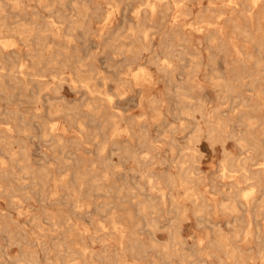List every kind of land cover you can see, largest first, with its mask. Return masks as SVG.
Wrapping results in <instances>:
<instances>
[{"label":"rangeland","instance_id":"obj_1","mask_svg":"<svg viewBox=\"0 0 264 264\" xmlns=\"http://www.w3.org/2000/svg\"><path fill=\"white\" fill-rule=\"evenodd\" d=\"M22 1L23 11L12 6L6 7L7 12L12 17L10 22H12L13 27L22 24L20 21L23 23H30L36 17H38L39 20L41 19L40 21L56 20L57 23H55V26L60 29L59 32L62 37L58 39L55 38L51 32H47L48 47L41 49L36 43L27 46L21 39L19 33L12 32L3 35V40L10 42V46L8 49H5V52L19 51L20 56H11L6 59V62H0V71L2 73L6 72L12 68V63H14L15 65H13V68H15L16 72L18 71L19 74L21 72V64H23L28 70H39V74H41L40 79L46 82V86L41 93H39L38 84L34 82L29 83L27 87L22 86L16 89L12 86L13 83H8L7 90L13 96L7 99L0 94V113H6L9 117L12 116L9 122L16 130V137H18L17 124L21 125V120L23 121V119L27 122V127L30 132L38 137L29 138L25 134H21L20 136L23 141L21 143L14 142L11 145V154L16 153L15 157L21 160L20 149L22 145H25L29 149L30 163L33 164L34 168L39 169L42 165L48 168L49 173L52 175V180H50L46 188L51 198H58L60 192L62 194L64 191L56 188L54 180L70 177L73 169H61V160L55 157L56 155L58 156V153L54 154L42 138L43 132L40 124V122L43 123L46 120L48 125L51 122H56L58 128L56 132L64 136L67 150L69 151V158L73 156L84 158L88 165L91 161H95L96 166L94 167L98 168L96 171L97 174H103L109 171L112 175V179L116 180L118 184L127 182L129 186L135 188L134 194L129 196L124 203H119L120 200H118L116 204L97 205L98 203L104 202L106 197L102 194L95 195L92 198L91 205H83L84 212H87V214L81 217V213H74V205L66 203L54 204L49 201H46L44 204L34 193H32V198L23 196V188L19 185L21 182L25 184L31 183V178L24 174V171H22L18 164L13 163L9 154L0 153L6 165L10 166V170L17 173L18 178L24 176L23 179H17L16 176L3 183L9 190H16L12 198L9 194H0V222L2 224L7 223L8 229L14 232L21 231L22 236L24 234L22 230L28 232L26 240L23 239L24 237L21 238L19 236L23 242V249L36 251L39 264H96L90 259L89 252L86 254L85 259L84 257L71 256L64 261L60 256L61 254L58 253V250L53 247L54 243L63 240V235L57 233V227L52 225V220L46 219L47 215H55L59 220H62V218L67 215L74 216L75 214L73 220L77 223V229L81 231L88 230V232L83 236L68 234V239L66 241H68L73 248H78L76 244L84 241L88 244L90 249L98 252L102 251L103 242L106 241L111 249V255L115 256L114 248H118L119 250L122 248V245H120V237L113 234L103 235L104 232H114V227L109 218L110 212L115 211L118 215H125L128 211H131L133 212L132 220L124 219L122 222L126 225L125 227L127 230L136 233L139 242L145 245L146 248L145 251L140 250V252L134 253L133 255L129 252H125L130 262H134V259H139L140 264H155L156 261L162 260H164L163 264H180V259L178 257L172 259L164 257L163 259V255H161L164 246L172 243L170 227L171 222L175 220L178 222L177 227L180 228L179 242L182 244L173 248L176 249L181 247L183 248V252L191 254V257H188L186 260L188 264H234V259L227 255L228 249L223 246L224 244L238 246L244 255L246 264H264L260 257V255L264 254L263 251L260 252L261 249H264V245L260 244L255 236H245L243 233L238 237L235 235L236 226H238L239 229L247 230L249 222L252 223L251 227L254 231L259 227L264 233V206L257 205L263 199L264 193V156L261 155V151L243 152L235 139H227L226 136L224 137L226 140L224 146L221 142L212 146L211 142L208 140L206 132L208 130V125L205 122L209 118L213 119V116L219 113L225 119L230 120L228 128H226L229 133L234 132L249 136L248 133L251 132L259 136L264 146V136L262 135L264 130V95L259 96L258 92L250 91L247 86H243L240 87L236 93H233L229 99H224V94L213 80V77L217 75H222L226 78L234 77V68L237 67L236 61L238 59L235 49L236 45L246 53H254L257 48L253 43L246 42L243 38L236 40V43L230 42V40L235 38V33L232 23L228 22L227 19L231 16L241 17L242 11L244 10L242 3H247V1L235 0L241 3V6L234 11L233 7L235 6V2L230 0H181L182 2L180 3L182 6H180V3L176 4V0H163L165 3L168 2L171 4V9L167 12L166 17L162 19L160 15H156L153 19L154 21L148 22L145 26L151 35L150 50L140 48L142 41L136 40V36H142L140 28L135 27V33H133L131 26L136 23V10L140 9V7L145 8L149 1L151 2L154 0H115L116 2L112 0H76L79 3L78 11L83 9L82 5L85 3L91 8L100 6L104 12H100L102 17L98 20L92 16L93 10H91L89 17L92 21V33L86 37L82 29L74 30L70 33V37L73 38L72 41H68L66 37L67 32H64L67 28L66 23L58 22L57 16H52L51 13L47 9L42 8L36 0ZM50 1L64 14L73 16L71 19L77 18V11L74 9L71 0H67L68 3L65 6L61 5L59 0ZM13 2L14 0H11V3ZM188 8L190 10H188ZM108 10L111 12L113 11L110 19L111 21L109 20L111 23L113 22V24L108 21L105 24L106 28H103V23H105L103 22V18L106 15L105 12ZM221 13L223 14L220 16ZM217 18H220V25H223L225 28L224 35L228 43L226 47H217V43L210 45L207 38L209 32L213 30V26H207L206 22L216 21ZM203 20L205 22H203ZM115 21L116 23H114ZM242 22L245 23L244 18ZM114 27L122 29L121 35L114 43L116 46H120L119 49H110L108 47L109 42L106 43L104 41V37H107V34L104 32ZM102 29L103 32H101ZM163 33L167 36L169 35L168 40L165 41V46L162 45ZM179 38H184L185 40H179ZM30 47L35 48L36 51L41 49V52L46 57L60 49L72 55V63L71 61L67 63L64 57L60 55L58 59L65 61L67 66H49L46 61L42 62L40 65H36V59L28 56L27 51ZM121 51L124 53H120ZM132 51L141 52V56L135 61L133 60ZM76 52L82 57V63L85 64V66L82 67L84 70H89L91 68L96 70L93 83L98 84V90L107 92L111 95L112 99L114 98L111 102L113 108L108 106L109 104L107 103L104 104L103 107H109L111 108L109 109L110 112L119 114L125 118V120H121L118 125L122 130L130 127L134 131L132 137H129L126 132H121L123 134L117 136V140L121 142L127 141L132 145L138 146V143L141 141L138 136L139 133H141V130L147 129L149 137L151 136V141L158 147L153 153L154 158L152 157L153 155L147 156L145 160L148 163L145 166L140 167L136 160L129 156L124 155V157L121 158V156L116 154L120 153L119 151L113 154V166L108 171L103 165L99 164L101 161L100 154L104 157L109 156L110 152L107 150L101 153L98 150V142L107 139V141L111 143L115 137L113 138V129L109 124L105 130V137L103 135L99 137H89V133L94 131L98 121H90L84 113L88 112L90 109L89 103L93 100L95 101L99 94L90 93L88 89L77 81L75 64H73V62L76 61L74 55ZM126 52L128 53L126 54ZM154 53H156L157 61L152 60L155 56ZM142 57L145 58L143 59ZM167 58L171 59L174 65L178 67V70H175L171 75L174 77V85L183 83L186 85L187 83L196 85L191 92L189 101L196 104L198 99L205 101L203 109L207 116L205 119L202 118L199 112L195 113V118L197 120L185 118L178 114L183 107L182 97L177 95L175 89H173V85L169 84V81H167V74L160 71L157 66V62L161 64ZM247 60H249V66L246 73V80H249L248 76L253 71L249 70V68L253 69V63L249 58H247ZM197 63H199L200 66L197 68V71H194ZM143 65L148 72L146 79L135 80L134 73ZM53 67L59 69L58 72H52L50 68ZM129 68L132 70L130 71L131 73L129 71L127 73L126 71L129 70ZM188 77L191 79L187 81ZM104 78H108V80H104ZM122 79L129 80L130 83L123 85V89L121 88V90L118 91L116 82ZM60 83L62 86L58 93L55 91V88L57 84ZM259 88L264 90V80L260 82ZM153 99L161 101L158 108L162 116L161 114L156 116V112L151 105V100ZM243 99H251V104L259 102L261 106L257 109H250V107L244 108L242 106ZM50 104L57 105V107L62 109V112L52 117L49 116ZM243 114L244 116L251 115L253 117H258L260 119V124L255 129L248 128L247 125L242 124L241 119ZM156 118L158 119L155 120ZM82 124L85 127L84 129H86L85 131L81 129ZM195 124L203 129L198 142L192 139V134L195 131ZM0 126H2V124H0ZM77 140H82L79 147L75 145ZM110 148L115 147L110 146ZM72 152L75 154L70 155ZM251 154L253 159L248 161V166L253 172L258 173L261 171L262 178L260 183L253 180H246L242 177L241 172L236 171V167L241 161L245 160ZM61 156L63 155L61 154L60 157ZM129 162L132 163L130 164ZM182 164L189 168L186 175L181 171ZM224 164L228 166L226 176H222ZM145 170H149L154 177L160 179L161 186L166 188V192L171 190L176 197L177 203H172L169 198L165 202H161L160 193L151 190L148 179L142 176L141 171L143 172ZM168 176H172L176 180V185L172 188L167 187L165 184ZM186 177L192 179V182L189 183L188 186L201 196L200 199L203 198L204 200V203L200 202L199 204L207 205V207H203L204 213L202 214V218L195 212L198 206H195V203L187 198L185 188L182 185ZM138 185L139 187H137ZM252 190L253 193L250 198L258 200L257 203L248 201L243 197L244 193ZM56 191H58L59 194H55ZM189 193H192L191 190H189ZM120 195L122 197L126 194ZM148 197H157L156 200L160 203V205H158L159 209H162L161 214L154 215L151 214L153 211L152 208H146V212L148 213L147 219L156 217L157 221H160L157 229L146 227L144 213L139 212L141 205L137 204L138 200H143ZM234 200L240 208L236 213L224 208V205L229 206ZM173 205H178L181 211H185V216L178 215L175 209H173ZM38 206L41 207L39 208ZM98 208L106 210L107 212L100 214ZM189 208L192 210L189 211ZM9 209L11 212H9ZM26 211L28 213H26ZM43 214L46 216H43ZM34 216H40L42 218V227L35 224L36 221L33 218ZM100 222H103L102 226ZM103 226H105V228ZM29 232L32 234L30 235ZM261 237L264 239V234H262ZM0 240L2 244L8 246L5 235L0 234ZM43 243H46L51 250L45 251L43 249ZM221 245L223 247H221ZM8 248L9 257L6 264H17L15 260L17 256L22 253V248L17 245L9 246ZM169 251L172 253L171 249H169ZM229 258L232 260H228ZM98 264L102 263L99 262Z\"/></svg>","mask_w":264,"mask_h":264},{"label":"bare ground","instance_id":"obj_2","mask_svg":"<svg viewBox=\"0 0 264 264\" xmlns=\"http://www.w3.org/2000/svg\"><path fill=\"white\" fill-rule=\"evenodd\" d=\"M36 1L38 2V4L42 8L47 9L51 13L52 16H54V15L57 16L58 22L67 24V28L64 30V32H67L66 37H67L68 41L73 40V38L70 37V33H72L74 30L82 29V31L86 37H88L92 33V31H93V29L91 28V22L92 21H91V18L89 17L91 10H93L92 16L98 20H100V18L102 17L100 12H104L100 8V6H95L94 8H91L88 4H85V3L82 5L83 9L78 11L79 3L76 0H71V3L73 4L74 9L77 11V13H76L77 18L71 19L73 16L64 14L60 9L56 8L55 4L52 3L50 0H36ZM112 1L116 2L115 0H112ZM230 1L235 2V6L233 7L234 11H236L238 9V7L241 6V3L236 2L235 0H230ZM246 1H247V3H242L243 9H244L242 11V16H241L242 18L231 16L230 18L227 19L228 22L232 23L234 33H235V38L230 40V42L236 43L235 42L236 40H238L239 38H243L246 42L253 43L257 48L254 51V53H250V52L246 53V52H243L236 45L235 49H236V53L238 55V59L236 61L237 67L234 68V72H235L234 77L233 78H231V77L226 78L222 75H217V76L213 77V80L215 81L216 86L218 88H220L221 92L224 94L223 95L224 99H229V97L233 93H236L238 91V89L240 87H243V86H247L250 89V91L258 92L259 96L264 95V93H263L264 90H262V88H259L260 82L262 80H264V77H263V75H264V0H246ZM27 2H29V1H27ZM180 2H182V1L181 0L175 1L176 4H179ZM59 3L63 6H65L68 3V1L67 0H59ZM22 4H23L22 0H14L13 3H11V0L0 1V62H3V61L6 62V59L10 58L11 56H16V57L20 56L19 51H12L9 53L5 52V49H8V47L10 46L9 41L3 40L4 39L3 35H5V34H9L12 32L19 33V35L21 36V39L26 43L27 46H29L32 43H36L37 46L40 47L41 49L48 47V45H47V43H48L47 32H49V33L51 32L55 36V38L59 39L62 37L61 33L59 32L60 29L55 26V23H57L56 20L40 21L41 19L39 20V18L36 17L30 23H25V22L23 23L22 21H20L22 24L18 23L19 25L17 27H13L12 22H10V19L12 17L7 12L6 7L12 6L14 8H18V9H21V11H23V5ZM170 5H171L170 3H168V2L165 3L163 0H154L151 2L149 1V3L146 4L145 8L140 7V9L136 10V12H135L136 23H134L131 26V30L133 33H135L134 32L135 27L140 28V32L142 33V36H140V35L136 36V40L142 41V45L140 46V48L150 50V48H151L150 47V43H151L150 36L151 35L145 26L148 22L154 21L153 19L156 15H160L162 17V19H164L166 17L167 12L171 9ZM180 6H182L181 3H180ZM176 9H177V7H176ZM188 10H190V9L188 8ZM112 12L109 10L105 12L106 15L103 18L104 19L103 22H105V23L102 22L103 28H106L105 24L111 19ZM21 14H22V12H21ZM222 14L223 13H221L220 16ZM31 16H32V14H31ZM174 17H175V15H174ZM243 18L245 19V23L242 22ZM203 22H205V21L203 20ZM114 23H116V21ZM206 23H207V26L209 25V27L213 26V30L209 32L208 37H207L208 41L210 42V45L217 43L218 44L217 47L218 46L226 47L228 45V43H227L225 35H224L225 34V28L223 25H220V18H217L216 21H207ZM111 24H113V22ZM121 30H122L121 28L114 27V28H109L107 31L104 32L105 34H107V37H104V41L106 43L109 42L108 47L110 49L111 48L112 49H119L120 48V46H116V44H114V43H115L116 39L121 35V32H122ZM95 32H97V31H95ZM101 32H103V29ZM168 36L166 34H164L163 40H162L163 46H165V44H166L165 41L168 40ZM123 40H125V39H123ZM179 40L184 41L185 39L179 38ZM148 42H149V44H148ZM11 49H12V47H11ZM41 49L36 51L35 48L30 47L27 51L28 56H30L33 59H36L35 60L36 65H40V64H42V62L46 61L49 66L50 65L51 66H53V65L67 66V63H69L71 61L72 55L70 53H66V52L58 49V50H56L55 53H52L46 57L41 52ZM199 49H200V47H199ZM136 50H139V49H136ZM201 51H202V49H201ZM202 52L204 53V51H202ZM21 53H23V52H21ZM120 53H124V52L121 51ZM127 53L128 52H126V54ZM132 53H133V60L134 61L137 60L141 56L140 51H132ZM154 54H155V56L153 57L152 60L157 61L156 60V57H157L156 53H154ZM60 55L64 57V59L67 62L66 64H65V61H61L58 59V57ZM74 55H75L76 61L73 62V64H75V71L77 73V81L80 82L83 87L88 89V91L90 93H92V94L98 93L99 94V96H97V99L95 101L93 100L92 102L89 103L90 109L88 110V112L84 113L85 116L90 119V121H92V122L98 121V123L96 124V127L94 128V131L89 133V137H99L102 135L105 137L106 136L105 130H106L108 124L112 126L111 128L113 129V131H112L113 138L115 137L113 139V141H111V143H109L107 141V139L106 140L103 139V141L98 142V150L101 153H103L107 150L110 152L109 156L103 157L102 154H100V160L101 161L99 164L103 165L105 167V169L108 171L113 166V161H112L113 160L112 159L113 154H115L116 152L119 151L120 153H116V154L121 156V158H123L124 155H126V156H129L130 158H133L134 160H136V162L139 164L140 167L145 166L148 163L145 160L147 158V156L153 155L152 157L154 158L153 153L158 148L151 141V138H150L151 136L149 137L147 129L141 130V133H139L138 136L141 139V141L138 143V146L132 145V144L128 143L127 141L121 142V141L117 140L116 137L120 136V134H123L121 132H126L129 135V137H132L134 135V131L130 127L122 130L118 126L120 121L125 120V118L119 114L110 112L109 109H111V108H109V107L104 108L103 107V105L107 103V104H109L108 106L113 108V106L111 105V102L113 101L114 98L112 99L111 95H109L107 92H102V91L98 90V84L93 83L94 73H96V70L94 68H91L89 70H84L82 67L85 66V64L82 63V57L80 56V54L78 52H76ZM150 55H151V53H150ZM152 55H153V53H152ZM247 58L252 60L251 62L253 63V69L249 68V70H253L250 73V75L248 76L249 80H246V78H247L246 73H247V69L249 66V60H247ZM12 62H14V61H12ZM71 63H72V61H71ZM13 65H15V64L12 63V68H10L9 70H7L4 73H2L0 71V94L4 98L8 99L11 96H13L7 90L8 83H13L12 86L14 87V89H16V88H20L22 86L27 87L29 83L35 82L39 86V93L42 92V90L46 86V82L44 80L40 79L41 74H39V70L38 71L37 70L31 71L30 69L28 70L27 67L25 68V66L23 64H21V72L22 73L20 72L18 74V71L16 72L15 68H13ZM49 66H48V68H49ZM157 66L159 67L160 71L167 74V81H169V84L173 85V89H175L177 95H180L182 97V103H183L182 106L183 107L180 110V113H178V114H180L181 116H183L185 118H192L193 120H197L195 118V113L199 112V113H201L202 118L205 119L207 117L203 111L205 101L202 99H198L197 104L191 103L189 101V99L191 98V92L196 87V85H193V84L190 85L189 83H187V85L184 83L174 85L173 84L174 83L173 82L174 77L171 75L173 74V72L175 70H178V67H176L174 65V63L171 61V59H169V58H167L161 64H159L157 62ZM199 66H200V64L197 63L196 69H194V71H197V68ZM0 68H1V66H0ZM50 70L52 72L53 71L58 72L59 69H56L55 67H53V68H50ZM126 71L128 73V71L130 72L132 70H131V68H129V70H126ZM147 75H148L147 69L143 65V66H140V68L134 73V78H135V80H142V79L145 80ZM189 79H191V78L188 77L187 81ZM104 80H108V78H104ZM127 83H130V82H129V80H125V79H122L119 82H116L118 91H120L122 86L127 84ZM61 86H62L61 83L57 84L55 91L59 93V89ZM67 86H68V84H67ZM137 86H139V85H137ZM120 98H122V97H120ZM236 98H237V96H236ZM251 98H253V97H251ZM160 103H161V101L158 99L151 100V105H152L154 111L156 112V116H159L161 114L159 111V108H158V105ZM242 106L244 108L250 107V109H253V108L257 109L261 106V104L259 102H255V103L251 104V99L250 100L243 99ZM7 109H8V107H7ZM61 112H62V109L57 107V105L50 104V110L48 112L49 116L52 117L54 115L60 114ZM36 113H38V112H36ZM161 116H162V114H161ZM11 117L7 116L6 113H0V124H2V126H0V153L9 154L11 156L10 158L13 161V163L18 164L19 167L22 169V171H24V174L31 178V180H32L31 183L25 184V183L21 182L19 185L21 188H23V196H25L26 198H30V197L32 198V193H34L37 195L38 199L44 204L46 203V201H49V202L54 203V204L66 203V204L74 205V210H75L74 213L75 212L81 213V217H82V216H85L87 214V212H84L83 205H91L92 198L97 194L98 195L102 194L106 197V200L104 202L98 203L97 205L116 204L118 200H120L119 203H124L129 198V196L134 194V190H135L134 187L129 186L127 182H125V183L123 182L121 184H118V182L116 180L112 179V175L109 171L105 172L103 174H97L96 171L98 170V168L94 167V166H96L95 161H91V163L88 165L86 159H84V158H80V157H76V156L69 158L68 157L69 151L67 150L66 140L64 139L63 135L56 132V130L58 129L57 123L51 122L48 125V122H46L47 121L46 120L43 123L40 122V124L42 126L41 127L42 132H43L42 138H43L44 142L50 147V149L53 151L54 154L58 153V156L56 155L55 157L61 160V162H60L61 169L62 168H65L66 170L71 169V168L73 169L70 177L63 178L61 180H57L55 178L56 180H54V182L56 184V188L62 189L64 192L62 194L60 192V194H59V192L56 191L55 194H59L58 198H54V199L51 198L49 196L48 190L46 188L47 184L50 182V180H52V175L49 173L48 168L45 165H42L39 169H35L33 164L30 163L29 149L25 145L24 146L22 145V147L20 149L21 160L17 159L15 157L16 153L11 154V151H12L11 145L14 142L21 143L23 141V139L20 136L21 134H25L29 138L30 137H37L36 135H34L33 133L30 132V130L27 127L28 124L24 119H23V121L21 120V125L17 124L18 137H16V135H15L16 130L14 129V127L9 122V119H11ZM157 119L158 118H156L155 120H157ZM241 121H242L243 125L244 124L247 125L248 128H250V129H255L260 124V119L258 117H253L251 115H245L244 116V114H243ZM205 122L208 125V130L207 131L205 130V131L207 132L208 140L211 142L212 146L217 144L218 142H221L224 146L225 142H226L224 137L226 136L227 139L228 138L235 139L237 144L239 145V147L243 150V152H245V151L260 152L261 151L260 152L261 155L264 156V146H263L262 140L259 138V136L254 135L251 132L248 133L249 136H246L244 134L234 133V132L229 133L228 130H226V128H228L230 120L225 119L224 117H222L221 114L217 113L213 116V119L209 118ZM182 125H183V123H182ZM81 126H82L81 127L82 131H85L86 129H84L85 127L83 126V124ZM239 127H240V125H239ZM202 132H203V129L201 127H199V125H196L195 131L192 134V139H194L198 142L200 137H201ZM262 135L264 136V130H263ZM81 141L82 140H77V142H75L76 147H79L81 145ZM110 146L115 147V148H110ZM76 149H79V148H76ZM171 152H172V150H171ZM61 154L63 156L60 157ZM74 154L75 153H73V152L70 153V155H74ZM252 159H253V157L251 154L245 160L241 161V163L236 167V171L241 172V175L244 179L253 180V181H256L257 183H260L261 178H262V174L260 173L261 171H259L258 173L253 172L248 166V161L252 160ZM263 165H264V163H263ZM50 167H51V165H50ZM90 167H92V168H90ZM130 168H132V167H130ZM146 168H148V167H146ZM10 169H11L10 166L6 165L4 158H2L0 156V194L6 193V194H9V196L12 198L13 193L16 190L15 189L9 190L3 184L6 180H8L10 178H14L17 176V173L13 172ZM162 170H164V169H162ZM158 171H160V170H158ZM181 171L184 172V174L186 175L187 171H189V168L182 164L181 165ZM226 171H228V166H225V164H224L222 176L227 175ZM141 174H142V176H144L145 178L148 179L151 190H154V191L160 193L161 202H165L169 198V199H171L172 203H177L176 197L173 195L171 190L169 192H166V188L161 186V182H160L159 178L154 177L153 174L149 170H145L143 172L141 171ZM192 175H193V173H192ZM23 177L18 178V176H17L16 178L17 179H23ZM191 182H192V179L186 177V178H184L182 185L185 188L187 198L192 200V202L195 203V206H198V208L195 210L196 214L200 218H202V214L204 213L203 207H207V205L206 204H199L200 202L204 203V200H203V198L200 199L201 196H199L197 192H194L191 189V187L188 186V184ZM165 184L167 185V187L172 188L176 185V180L172 176H168L166 178ZM137 187H139V185ZM49 188H50V186H49ZM189 190H191V192H192L191 194L189 193ZM252 193H253V190L246 192L243 194V197L246 198V200H248V201H252L253 203H257L258 200L254 199V198L253 199L250 198ZM120 194H126V195H123L121 197ZM156 198L157 197H148V198L143 199V200H138V202H137L138 205H141L140 206L141 209L139 208V212L144 213V218H146V227L148 226V227L153 228V229L158 228V224L160 221L158 222L156 217H154L152 219H147L148 213L146 212V208L149 207V208L153 209L151 214H154V215L155 214H157V215L161 214L162 209L161 210L159 209L158 205H160V203L157 202ZM257 205L264 206V193H263V199ZM38 207L40 208L41 206H38ZM57 207H59V206H57ZM224 208L230 210L233 213H236L240 210V208L236 204L235 200L229 206L224 205ZM173 209H175V211L178 215H182V216L184 215L185 216V211H181L179 209L178 205H173ZM18 210H20V209H18ZM98 210H100V214L107 212L106 210H102L101 208H98ZM191 210L189 208V211H191ZM9 212H11V210ZM61 212H63V211H61ZM26 213H28V212L26 211ZM20 216H22V215H20ZM43 216H46V215L43 214ZM257 216H258V214H257ZM74 217H75V214H74V216L73 215H67V216L63 217L62 220H59L58 217H56L55 215H47V218H46V219L52 220V222H53L52 225L56 226L58 229L57 233L59 235H63V240H60V241L54 243L53 247H55L58 250V253L61 254L60 256L64 259V261H66V259L68 257H71V256L84 257V259H85L86 254L89 252L90 253V259L96 264H98L99 262L102 264H140L139 259H134V262H130V260H128V255H126V253H125V252H129V253H131V255H133L134 253L140 252V250L145 251V248H146L145 245H143L142 243L139 242L136 233L134 231L127 230L125 227L126 225L124 224V222H122V220H124V219L132 220L133 212L128 211L125 215H118L115 211L110 212L109 218H110L111 224L114 227V232H108V233L104 232L103 235L105 236V235H112L113 234V235H117L120 237V239H121L120 245H122V248H121L122 251L119 250L118 248H114L115 256L111 255V253H110L111 249H110L109 245L106 243V241L103 242L102 251H99V252L90 249L88 244L84 241L76 244V245H78L77 246L78 248H73L71 246V244L68 241H66L68 239L67 235L68 234H71V235L77 234V235L83 236L85 233L88 232V230L81 231V230L77 229V223L74 222V220H73ZM33 218L36 221L35 224L38 225L39 227H42L41 226L42 218L40 216H34ZM100 223L102 226L103 222H100ZM177 223L178 222H176L175 220L171 222L170 234H171L172 243L168 244V245L166 244V246H164V249L161 251V255H163L162 256L163 259H164V257H167L168 259L178 257L180 259V264H188V262L186 260L188 257H191V254H187V253L183 252V248H181V247L176 248V249L173 248L177 245L182 244L181 242H179L180 228L177 227ZM17 224H18V222H17ZM251 224H252L251 222L248 223L247 230L239 229V227L236 226L235 227V235L238 237L241 233H243L245 236H255L258 239V241L260 242V244L264 245V239H262V237H261V235L264 234L263 231L259 227L257 228L256 231H254L251 227ZM26 226H27V224H26ZM43 226H45V225H43ZM103 227L105 228V226H103ZM30 228H32V227H30ZM62 229H64V230H62ZM35 230H36V228H35ZM22 231L24 233L23 236H22L21 231L14 232V231L8 229L7 223L2 224L0 222V234L5 235L6 240H7L6 242H8V246H6V245L2 244V241L0 240V264H6L7 263L8 257H9V254H8L9 248L8 247L13 246V245H17V246L22 248V253L20 251L21 254L19 256H17V258L15 260L17 264H39V260L36 257V254H37L36 251H34V250L29 251L27 249H23V242L21 241V238L24 237L23 239L26 240V236L28 235V232L25 230H22ZM31 234L32 233H30V235ZM19 236L21 238H19ZM28 245H30V244H28ZM38 245H39V243H38ZM215 246H216V244H215ZM223 246H225L226 249H228L227 255L230 258L234 259V264H246V260L244 258V255L242 254V252L240 251V248L238 246L230 245V244H226V245L224 244ZM223 246L221 245V247H223ZM43 249L45 251L51 250V248H49L46 245V243H43ZM169 249H171L172 253L169 251ZM262 251L264 252V249L260 250V252H262ZM260 257H261L262 263H264V254L260 255ZM230 258L228 260L231 261L232 259H230ZM163 262H164V260L156 261L155 264H163Z\"/></svg>","mask_w":264,"mask_h":264}]
</instances>
